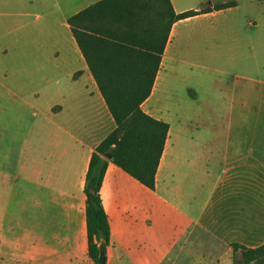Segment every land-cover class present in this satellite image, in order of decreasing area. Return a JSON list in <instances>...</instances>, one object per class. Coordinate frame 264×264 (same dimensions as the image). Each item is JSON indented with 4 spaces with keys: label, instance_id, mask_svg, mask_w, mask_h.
Here are the masks:
<instances>
[{
    "label": "crops",
    "instance_id": "1",
    "mask_svg": "<svg viewBox=\"0 0 264 264\" xmlns=\"http://www.w3.org/2000/svg\"><path fill=\"white\" fill-rule=\"evenodd\" d=\"M102 1L0 0V264H95L84 187L116 123L85 51L135 61L128 75L160 55L141 108L169 125L155 189L109 160L106 264H233L232 243L264 244V10L170 26L163 0H116L76 18L77 39L70 17Z\"/></svg>",
    "mask_w": 264,
    "mask_h": 264
},
{
    "label": "trees",
    "instance_id": "2",
    "mask_svg": "<svg viewBox=\"0 0 264 264\" xmlns=\"http://www.w3.org/2000/svg\"><path fill=\"white\" fill-rule=\"evenodd\" d=\"M116 0H104L91 8L70 17L69 22L77 39L79 32L75 26V19L88 13L100 5L112 3ZM168 4L169 24L213 8L223 9L237 4V0L217 2L214 6H206L200 10L175 12L170 0ZM262 1V0H261ZM80 42V41H79ZM165 45V39L160 54ZM85 55L93 75L99 85L101 93L115 120L116 127L96 147L90 160L86 176L84 191L86 199V216L88 232V253L94 263L98 262L100 252L107 253L111 243L109 216L103 205L101 187L110 158L151 189H155L156 172L164 149L169 125L155 119L141 108V103L150 95L160 63V55L153 62L151 75H128L119 73V67H130L135 61L125 60H93L86 51ZM117 68V70H113ZM234 249L233 264H264V244L248 247L243 244L232 243Z\"/></svg>",
    "mask_w": 264,
    "mask_h": 264
},
{
    "label": "rangeland",
    "instance_id": "3",
    "mask_svg": "<svg viewBox=\"0 0 264 264\" xmlns=\"http://www.w3.org/2000/svg\"><path fill=\"white\" fill-rule=\"evenodd\" d=\"M244 3H245V5H248L249 7H250V1L251 0H242ZM254 1V3H257V5H259V9L260 10H264V0H253ZM253 9H250V11H252ZM255 13L254 14H256L255 16L253 15L252 17H251V20H253V21H256V22H258V18H257V11L254 9L253 10ZM259 12V11H258ZM177 82H176V80H175V86H177Z\"/></svg>",
    "mask_w": 264,
    "mask_h": 264
},
{
    "label": "water",
    "instance_id": "4",
    "mask_svg": "<svg viewBox=\"0 0 264 264\" xmlns=\"http://www.w3.org/2000/svg\"><path fill=\"white\" fill-rule=\"evenodd\" d=\"M106 156L108 158H111L110 153H107ZM96 264H106V257H105V253L103 250L100 252V256H99L98 262Z\"/></svg>",
    "mask_w": 264,
    "mask_h": 264
}]
</instances>
